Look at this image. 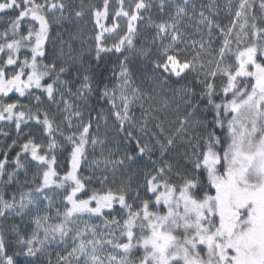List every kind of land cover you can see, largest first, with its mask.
Segmentation results:
<instances>
[{
	"label": "snow or ice",
	"instance_id": "obj_1",
	"mask_svg": "<svg viewBox=\"0 0 264 264\" xmlns=\"http://www.w3.org/2000/svg\"><path fill=\"white\" fill-rule=\"evenodd\" d=\"M0 264H264V0H0Z\"/></svg>",
	"mask_w": 264,
	"mask_h": 264
}]
</instances>
